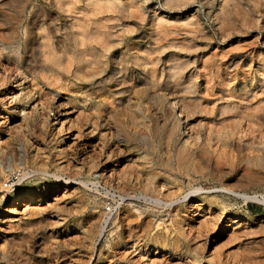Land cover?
I'll return each mask as SVG.
<instances>
[{
    "label": "rangeland",
    "instance_id": "obj_1",
    "mask_svg": "<svg viewBox=\"0 0 264 264\" xmlns=\"http://www.w3.org/2000/svg\"><path fill=\"white\" fill-rule=\"evenodd\" d=\"M0 264H264V0H0Z\"/></svg>",
    "mask_w": 264,
    "mask_h": 264
},
{
    "label": "bare ground",
    "instance_id": "obj_2",
    "mask_svg": "<svg viewBox=\"0 0 264 264\" xmlns=\"http://www.w3.org/2000/svg\"><path fill=\"white\" fill-rule=\"evenodd\" d=\"M70 2H71V1H70ZM65 7H66V6H65ZM101 60H102V59H101ZM86 63H87V62H86ZM42 69H43V68H42ZM45 69H46V68H45ZM39 72H40V71H39ZM54 75H55V74H54ZM91 77L94 78L95 75H91ZM93 78H92V79H93ZM81 80H82V79H81ZM147 88H148V87H147ZM140 89H141V88H140ZM144 90H145V89H144ZM142 92H143V91H142ZM142 92H141V93H142ZM87 93H88V92H87ZM229 111H230V110H229ZM245 113H246V112H245ZM179 115H180V114H179ZM248 115H249V114H248ZM248 115H247V117H248ZM245 117H246V116H245ZM246 119L249 120V118H246ZM251 120H252V118H251ZM257 121H258V120H257ZM252 122H253V121H252ZM177 123L180 124V120H179V119H177ZM247 123H248V121H247ZM249 123H250V124H249V127H251V126H250V125H251V121H250ZM254 123H255V122H254ZM175 125L177 126V124H175ZM252 125H253V123H252ZM256 126H257V125H256ZM253 127H254V126H253ZM253 127H252V128H253ZM155 128H156V127H155ZM252 128H251V130H253ZM255 128H258V127H255ZM174 129H175V128H174ZM174 129H173V131H174ZM247 129H248V128H247ZM175 130H176V129H175ZM256 130H257V129H256ZM258 130H259V129H258ZM258 130H257V131H258ZM157 131H158V130H157ZM259 131H260V130H259ZM171 133H172V132H171ZM249 133L251 134V132H249ZM253 133H254V132H253ZM253 133H252V134H253ZM260 133H262V132H260ZM169 134H170V132H169ZM219 134H220V133H219ZM219 134L217 135V137H216V136H214V137H215V139H217V140L220 142V141H221V138H220L221 135H219ZM169 136H170V135H169ZM168 138H169V137H168ZM191 138H192V137H191ZM198 138H199V137H198ZM198 138H197V139H193V138H192V140H189L190 143H188V145L186 144L187 146H186V145H183V146H180L179 149H177L178 152L176 151V153H177V157L179 156V158H178V159H179V164H180V157H181L183 160L185 159V161H186V159H188L189 156H191V154H189V155L187 154V153H189V152H188V149H187L188 146H190V147H198V146H197V145H198ZM225 138H226V137H225ZM223 139H224V138H223ZM209 140H210V137H209ZM218 141H217V142H218ZM185 143H186V142H185ZM251 144H252V143H251ZM253 148H254V147H253ZM152 149H153V148H152ZM255 149H256V148H255ZM259 150H260V148H259ZM195 152H196V151H195ZM169 155H170V154H169ZM175 155H176V154H175ZM200 155H201V154H200ZM170 156H171V155H170ZM170 156H168V157L173 159L174 156H173V155H172L173 157H172V156L170 157ZM187 156H188V157H187ZM168 157H166V158L169 159ZM177 157H176V158H177ZM255 157H256V156H255ZM258 157H259V156H258ZM166 158H165V159H166ZM176 158L174 157V160H178V159H176ZM155 159H156V157L154 158V160H155ZM182 159H181V161H183ZM258 159H259V158H258ZM159 160H161V159H159ZM189 160H190V159H189ZM157 161H158V159H157ZM163 161H164V160H162V162H163ZM169 161H170V159H169ZM172 161H173V160H171L170 162L172 163ZM187 161H188V160H187ZM155 162H156V161H155ZM158 162H159V161H158ZM166 162H168V161H165V163H166ZM177 162H178V161H176V163H177ZM189 163H190V161H189ZM206 163H207V162H206ZM158 164H161V163H158ZM168 164H169V163H168ZM168 164H166V165H168ZM172 164H173V163H172ZM187 164H188V163H187ZM175 165H176V164H175ZM175 165H174V166H175ZM182 165H183V163H182ZM160 166H161V165H160ZM174 166H173V169H174ZM177 166H178V165H176V167H177ZM189 166H190V165H189ZM189 166H188V167H189ZM205 166H206V165H205ZM163 167H164V166H163ZM166 167H167V166H166ZM188 167H187V168H188ZM192 167H193V165H192ZM163 169H165V167H164ZM166 169L168 170V168H166ZM171 169H172V168H171ZM190 169H191V168H190ZM196 169H197V168H196ZM196 169H195V170H196ZM169 170H170V169H169ZM177 170H178V169H177ZM180 170H181V169H180ZM183 170H184V169H183ZM196 171H197V170H196ZM196 171H194V174H196ZM166 172H167V171H166ZM169 172H171V171H169ZM188 173H189V172H188ZM188 173H187V174H188ZM197 173H198V172H197ZM200 173H201V172H200ZM179 174H180V172H179ZM182 174H183V173H182ZM159 175H160V174H159ZM162 175H164V174H162ZM189 175H191V174H189ZM202 176H203V175H202ZM123 177H124V176H123ZM160 177H161V176H160ZM163 177H164V176H163ZM115 179H116V178H115ZM119 179H120V178H119ZM163 180H164V178H163ZM192 180H193V179H192ZM129 181H130V180H129ZM151 183H152V182H151ZM175 183H176V182H175ZM123 184H124V183H123ZM149 184H150V183H149ZM155 184H156V183H155ZM187 184H188V183H187ZM152 185H153V184H152ZM169 185H170V184H169ZM148 186H151V185H148ZM161 186L163 187V186H165V185H164V184H163V185L160 184L159 190L161 189ZM151 187H152V186H151ZM155 188H156V187H155ZM164 188H165V187H164ZM164 188H162V189H164ZM209 188H210V187H209ZM147 189H148V188H146V190H147ZM151 189H152V188H151ZM151 189H150V190H151ZM157 189H158V188H157ZM194 189H195V188H194ZM200 190H203V189L201 188ZM225 190H227V189H225ZM154 191L156 192V190H154ZM160 191H161V190H160ZM195 191H196V190H195ZM195 191H194V192H195ZM198 191H199V190H198ZM204 191H205V189H204ZM228 191H229V190H228ZM149 192H150V191H149ZM229 192H230V191H229ZM232 192H233V191H232ZM157 193L160 194L159 192H156V194H157ZM191 193H193V192H191ZM153 194H154V193H153ZM230 194H231V193H230ZM243 196H244V195H243ZM19 197H20V196H19ZM156 197H157V196H156ZM3 198H4V197H3ZM216 199H217V198H216ZM21 200H22V199H21ZM156 200H158V199H156ZM178 200H179V199H178ZM170 201H171V200H170ZM212 201L214 202V201H216V200H211L210 203H212ZM158 202H159V201H158ZM160 202H161V201H160ZM168 202H169V201H168ZM197 203H198V202H197ZM38 204H39V203H38ZM193 205H194V204H193ZM209 205H210V204H209ZM223 205H224V204H223ZM192 207H193L194 210H199L200 207H201V205H200V204H195V206H192ZM208 209H209V208H208ZM207 211H208V210H207ZM140 215H141V213H140ZM140 215H139V216H140ZM202 216H203V215H202ZM137 217H138V215H137ZM207 217H208V216H207ZM208 218H212V217H208ZM208 218H207V219H208ZM137 219H138V218H137ZM203 219H204V220H203ZM203 219H202L203 222H206V221H207V220L205 221V216L203 217ZM228 219H229V218H228ZM210 221H212V219H211ZM213 221H214V219H213ZM228 221H232V224H233V223H234V224H237V223H238V221H236L235 219H234V220H228ZM207 222H209V219H208ZM200 223H202V222H200ZM210 223H211V222H210ZM207 224H208V223H207ZM207 224L204 223V227H205V226H208ZM157 225H158V224H157ZM200 225H201V224L198 223V225H197V226H199L198 229H199L200 227H201V229H204V228H202V227H203V224H202L201 226H200ZM209 225H211V224H209ZM211 227L213 228L214 226H211ZM212 228H211V229H212ZM150 236H151V235H150ZM151 238L153 239V241H152V242H153V245H157V244L160 242V239H161V238L158 237L157 235H154V236L152 235ZM115 241H117V240H115ZM161 243H162V242H160V244H161ZM160 244H159V245H160ZM163 250H164V249H163ZM2 253H3V251H2ZM4 253H5V252H4Z\"/></svg>",
    "mask_w": 264,
    "mask_h": 264
},
{
    "label": "built area",
    "instance_id": "obj_3",
    "mask_svg": "<svg viewBox=\"0 0 264 264\" xmlns=\"http://www.w3.org/2000/svg\"><path fill=\"white\" fill-rule=\"evenodd\" d=\"M108 211L110 210V208L107 209Z\"/></svg>",
    "mask_w": 264,
    "mask_h": 264
}]
</instances>
